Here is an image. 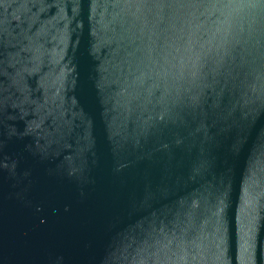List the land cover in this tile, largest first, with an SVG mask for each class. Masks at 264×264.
I'll return each mask as SVG.
<instances>
[{"label":"water","instance_id":"water-1","mask_svg":"<svg viewBox=\"0 0 264 264\" xmlns=\"http://www.w3.org/2000/svg\"><path fill=\"white\" fill-rule=\"evenodd\" d=\"M0 264H264V0H0Z\"/></svg>","mask_w":264,"mask_h":264}]
</instances>
